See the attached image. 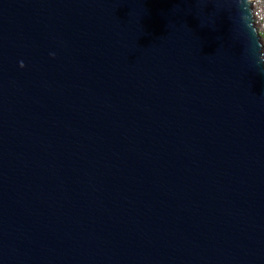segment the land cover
<instances>
[{"label": "water", "instance_id": "95a60500", "mask_svg": "<svg viewBox=\"0 0 264 264\" xmlns=\"http://www.w3.org/2000/svg\"><path fill=\"white\" fill-rule=\"evenodd\" d=\"M231 4L0 0V264H264Z\"/></svg>", "mask_w": 264, "mask_h": 264}, {"label": "clouds", "instance_id": "9594fccd", "mask_svg": "<svg viewBox=\"0 0 264 264\" xmlns=\"http://www.w3.org/2000/svg\"><path fill=\"white\" fill-rule=\"evenodd\" d=\"M258 3H261L260 0H232L231 21L234 37L242 43L245 55L255 51L258 64H264V19L258 15ZM215 14L212 13L213 16ZM20 67L23 68L24 64L21 63ZM258 74L264 77V67L258 68Z\"/></svg>", "mask_w": 264, "mask_h": 264}, {"label": "built area", "instance_id": "2783aa9c", "mask_svg": "<svg viewBox=\"0 0 264 264\" xmlns=\"http://www.w3.org/2000/svg\"><path fill=\"white\" fill-rule=\"evenodd\" d=\"M260 2L257 4L258 15L261 16V19H264V0H260Z\"/></svg>", "mask_w": 264, "mask_h": 264}]
</instances>
